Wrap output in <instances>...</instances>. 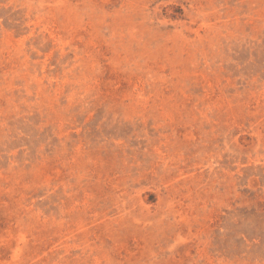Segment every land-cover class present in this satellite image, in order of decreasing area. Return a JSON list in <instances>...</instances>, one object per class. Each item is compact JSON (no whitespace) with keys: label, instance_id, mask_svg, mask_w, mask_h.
<instances>
[{"label":"rangeland","instance_id":"obj_1","mask_svg":"<svg viewBox=\"0 0 264 264\" xmlns=\"http://www.w3.org/2000/svg\"><path fill=\"white\" fill-rule=\"evenodd\" d=\"M0 264H264V0H0Z\"/></svg>","mask_w":264,"mask_h":264}]
</instances>
